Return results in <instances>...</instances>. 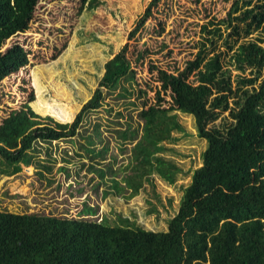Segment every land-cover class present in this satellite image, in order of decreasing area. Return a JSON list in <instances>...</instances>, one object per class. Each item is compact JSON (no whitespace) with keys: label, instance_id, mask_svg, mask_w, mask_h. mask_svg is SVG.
Wrapping results in <instances>:
<instances>
[{"label":"trees","instance_id":"1","mask_svg":"<svg viewBox=\"0 0 264 264\" xmlns=\"http://www.w3.org/2000/svg\"><path fill=\"white\" fill-rule=\"evenodd\" d=\"M37 2L0 0V81L28 62V52L19 43L3 47L11 36L28 29ZM80 2L89 10L100 4ZM157 2H149L129 36ZM200 36L194 57L181 69H156L157 101L141 109L144 133L134 144V151L145 140L151 144L149 153L134 152L136 159L150 164L153 154L163 150L162 142L171 139V130L180 128L176 114L169 113L174 110L191 114L197 135L206 141L200 165L182 187L166 229H146L127 218L109 223L0 210V264H264V0H231L223 17L201 24ZM126 50L123 45L104 62L96 88L72 121L41 116L27 102L12 110L0 123L2 173L34 164L30 150L37 144L77 135L87 114L102 105V88L112 90L132 73ZM161 91L170 97L167 107L161 105ZM227 110L228 118L216 124ZM94 132L98 134L97 128ZM132 134L122 131L120 137L126 141ZM84 149L91 160L105 158L107 145ZM156 158L159 175L173 183V170ZM91 169L101 178L107 172L111 188H129L130 194L142 186V176L154 170H134L122 177L121 185L112 177L116 172L111 165ZM95 210L84 204L81 211L92 215Z\"/></svg>","mask_w":264,"mask_h":264},{"label":"rangeland","instance_id":"2","mask_svg":"<svg viewBox=\"0 0 264 264\" xmlns=\"http://www.w3.org/2000/svg\"><path fill=\"white\" fill-rule=\"evenodd\" d=\"M150 1L100 0L89 10L80 0H38L28 29L6 40L3 48L19 43L28 52V62L0 81V123L26 102L41 116L72 121L96 88L104 62L123 45L132 73L114 89L102 88V105L87 114L77 135L37 144L30 150L34 164H20V170L5 174L0 162V210L109 223H123L127 218L146 229H166L168 218L179 206L182 187L200 165L206 141L197 135L191 114L174 110L169 113L176 114L180 128L171 130V139L162 142L163 150L153 154L150 164L142 162L134 152L153 149L145 140L134 151L144 133L140 111L157 101L156 69H181L193 58L201 24L211 17H223L231 0H158L143 25L129 36ZM160 96L164 99L161 105L169 106L168 94L161 91ZM224 118H228V110L215 123ZM122 131L132 132V138L122 141ZM86 145L96 150L107 145L105 158L89 159ZM156 157L173 170V183L155 169L159 164ZM107 164L121 185L122 177L134 170H154L142 176V186L130 194L129 188L122 192L111 188L107 172L101 178L91 169ZM84 204L96 207L95 213H83Z\"/></svg>","mask_w":264,"mask_h":264}]
</instances>
